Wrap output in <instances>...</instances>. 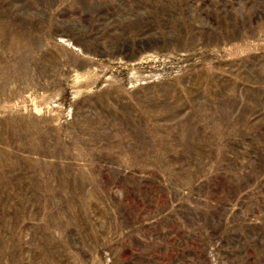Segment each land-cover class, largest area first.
<instances>
[{"label": "rangeland", "instance_id": "374dc122", "mask_svg": "<svg viewBox=\"0 0 264 264\" xmlns=\"http://www.w3.org/2000/svg\"><path fill=\"white\" fill-rule=\"evenodd\" d=\"M0 264H264V0H0Z\"/></svg>", "mask_w": 264, "mask_h": 264}]
</instances>
